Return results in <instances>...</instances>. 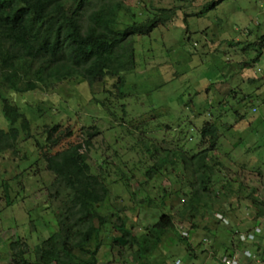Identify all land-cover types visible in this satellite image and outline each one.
<instances>
[{"label":"rangeland","instance_id":"1","mask_svg":"<svg viewBox=\"0 0 264 264\" xmlns=\"http://www.w3.org/2000/svg\"><path fill=\"white\" fill-rule=\"evenodd\" d=\"M211 1L215 6L205 10ZM123 2L138 13L151 5L182 8L149 34L134 35L135 67L124 75L122 97L101 89L92 93L76 78L48 91L12 97L35 137L21 141L17 155L12 150L0 153V264H12L9 244L15 240L27 243L26 257L32 261L41 242L59 227L45 189L53 175L35 140L43 126L57 124L63 132L71 127V136L53 151L83 139L91 126L99 129L88 153L92 172L105 166L111 204L127 224L141 231L156 212L139 199L149 194L157 204L166 196L161 210L175 214L186 197L181 193L189 190L190 175L180 156L149 182L143 176L145 168L162 153L181 151L188 157L206 147L200 135L205 121L219 127L213 153L221 164L215 165L212 211L204 209L195 218V228L176 219V233L164 237L149 264H177V259L180 264H218L232 255L239 264H264V215L257 216L250 200L255 194L264 201V46L255 59L260 68L242 64L252 59L264 36V0ZM113 82L106 81L108 86ZM8 127L0 104V128ZM124 173L135 176L123 186L117 179ZM255 230L252 241L245 240ZM177 234L187 235L189 247ZM119 235L114 224L107 226L97 255L101 263L134 264L129 251L115 244Z\"/></svg>","mask_w":264,"mask_h":264},{"label":"trees","instance_id":"2","mask_svg":"<svg viewBox=\"0 0 264 264\" xmlns=\"http://www.w3.org/2000/svg\"><path fill=\"white\" fill-rule=\"evenodd\" d=\"M123 1L0 0V104L9 125L8 129L0 128V153L12 150L17 155L21 141L35 137L29 119L14 103L12 97L16 94L48 91L63 80L76 78L86 82L92 93L101 89L112 97L124 95V75L135 67L134 35L149 34L172 20L182 7L151 5L138 13ZM215 4L216 1H211L204 8L207 10ZM263 44L264 36H260L254 56L242 61L243 66L253 64L261 56ZM110 79L114 82L108 86L106 81ZM101 103L108 106L105 101ZM124 109L122 105L123 112ZM90 128L83 139L55 151L62 140L71 136L70 126L65 132L57 124L43 126L40 138H35L39 156L53 175L45 189L59 227L41 242L32 261L26 257L25 241L10 242L12 264H103L97 255L103 244L102 235L110 224L120 233L115 244L129 251L131 262L149 264L162 247L164 237L169 232L176 233V219L187 221L195 228V218L212 211L215 165L221 164L213 153L219 137L217 124L205 121L200 128L206 147L188 157L181 151L162 153L164 156L145 168L143 176L149 182L169 170L168 162L181 158L190 175L189 190L181 193L186 197L176 217L161 210L166 203L164 195L157 204L149 194L139 199V203L156 212L154 220L141 231L127 224L111 204L105 166L102 164L98 172H92L88 153L92 139L100 131L95 126ZM134 176L119 174L117 180L124 186ZM250 198L258 209L257 216H263L264 201L255 194ZM176 236L189 247L186 236Z\"/></svg>","mask_w":264,"mask_h":264},{"label":"built area","instance_id":"3","mask_svg":"<svg viewBox=\"0 0 264 264\" xmlns=\"http://www.w3.org/2000/svg\"><path fill=\"white\" fill-rule=\"evenodd\" d=\"M253 64H255L258 68H260L259 67V62L257 61V60H255L254 62H253ZM260 70V69H259ZM250 234H251V236H250ZM257 234V231L255 230V232L253 231V233H247L246 234V238H245V240H250V241H252V239L255 237V235ZM241 236V239H243V235H240ZM243 254H244V251H243ZM245 254L247 255V256H249L250 255V252L248 251V250H245ZM176 263L177 264H180V260L179 259H177L176 260ZM218 264H239V261H238V259L235 257V256H224L223 258H221L220 259V263H218Z\"/></svg>","mask_w":264,"mask_h":264}]
</instances>
